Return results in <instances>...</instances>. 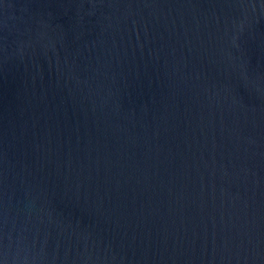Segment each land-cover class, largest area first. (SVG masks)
<instances>
[{
  "label": "water",
  "instance_id": "95a60500",
  "mask_svg": "<svg viewBox=\"0 0 264 264\" xmlns=\"http://www.w3.org/2000/svg\"><path fill=\"white\" fill-rule=\"evenodd\" d=\"M0 264H264V0H0Z\"/></svg>",
  "mask_w": 264,
  "mask_h": 264
}]
</instances>
